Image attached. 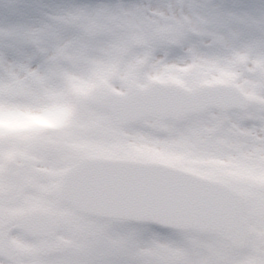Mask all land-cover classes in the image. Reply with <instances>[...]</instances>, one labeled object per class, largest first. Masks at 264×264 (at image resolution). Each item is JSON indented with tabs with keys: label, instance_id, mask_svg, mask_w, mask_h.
<instances>
[{
	"label": "rangeland",
	"instance_id": "obj_1",
	"mask_svg": "<svg viewBox=\"0 0 264 264\" xmlns=\"http://www.w3.org/2000/svg\"><path fill=\"white\" fill-rule=\"evenodd\" d=\"M38 6L42 14L53 0H0V21L21 3ZM151 0H82L75 14L61 18L64 27L45 37L53 48L49 66L22 67L18 72L0 71V96L10 92L20 100L27 89L47 72L48 86L73 97L76 111L64 126L46 123L53 129L52 151L44 158L53 168L38 165L41 177L54 176L58 187L61 172L70 162L85 156H104L154 161L223 182H234L247 201L246 218L255 236L248 249L234 251L224 234L159 232L149 225L92 219L66 210L68 227L80 240L85 254L107 256L136 264H262L261 237L264 236V70L249 72L237 84L252 100L247 113L207 111L181 120L147 119L135 126H116L105 104L110 94H124L159 79L187 87L177 73L186 70L172 63L147 65L140 73L132 45L142 37L136 31L145 23L144 9ZM184 5L188 0H165ZM90 5H95L89 13ZM103 35L104 40H85L80 35ZM2 61V57H0ZM141 62V61H140ZM139 62V63H140ZM3 64L0 62V70ZM227 71L216 65L198 73L202 83L209 72ZM4 75L7 83H3ZM119 80L122 87H116ZM224 82V81H222ZM231 182V183H232ZM233 185V184H232ZM234 186V185H233ZM52 187V188H53Z\"/></svg>",
	"mask_w": 264,
	"mask_h": 264
},
{
	"label": "clouds",
	"instance_id": "obj_2",
	"mask_svg": "<svg viewBox=\"0 0 264 264\" xmlns=\"http://www.w3.org/2000/svg\"><path fill=\"white\" fill-rule=\"evenodd\" d=\"M81 3L82 0H53L42 14L14 21L18 26L11 30L6 24L0 25V62L3 64L0 71L23 74L22 67L45 70L55 54L45 37L49 32L64 27L61 18L69 13L75 14ZM94 9L95 5H90L89 13ZM0 10L7 12L4 5H0ZM144 12L146 21L136 30L142 39L133 43V55L125 57V60L137 62V67L141 68L176 63L186 70L177 75L185 80L188 87L187 92L154 90L146 94L148 98H155L159 103H169L174 98L185 102L206 101L231 94V86L249 72L257 68L264 70V34L256 33L245 43L221 47L206 35L205 26L185 5L151 0ZM80 35L89 41L106 39L103 35L90 36L86 32ZM211 65L227 69L209 72L206 77L211 81H224L223 85L214 88L203 85L198 73ZM112 82L116 87L123 86L119 80ZM3 83H7L6 75ZM68 99L73 101L71 95ZM209 110L216 111L215 105L209 104ZM0 149L3 150L0 156V226L31 223L40 216L36 210L48 207L54 198L51 191L42 190L37 185L51 184L53 178L41 177L35 170L15 169L8 163L9 147L2 145ZM32 151L43 160L52 151V145L32 147ZM84 254L78 237L60 221L50 236L37 238L16 249L18 258L31 259L38 255L44 261Z\"/></svg>",
	"mask_w": 264,
	"mask_h": 264
},
{
	"label": "water",
	"instance_id": "obj_3",
	"mask_svg": "<svg viewBox=\"0 0 264 264\" xmlns=\"http://www.w3.org/2000/svg\"><path fill=\"white\" fill-rule=\"evenodd\" d=\"M217 86H211L214 88ZM186 92L172 84L153 83L148 90L108 98L117 124H135L153 116L181 118L209 108L246 110L248 102L235 87L229 95L206 101L174 98L159 103L154 90ZM61 201L96 217L150 223L169 229L223 232L236 250L249 246L252 233L244 220L245 201L225 186L160 164L90 160L63 179Z\"/></svg>",
	"mask_w": 264,
	"mask_h": 264
},
{
	"label": "snow or ice",
	"instance_id": "obj_4",
	"mask_svg": "<svg viewBox=\"0 0 264 264\" xmlns=\"http://www.w3.org/2000/svg\"><path fill=\"white\" fill-rule=\"evenodd\" d=\"M199 23L205 26L206 35L221 47L249 41L256 33L264 34V0H188L184 4ZM39 11L38 6L24 2L0 21L11 30L16 20L28 19ZM64 90L48 86L47 72L34 86L29 87L20 100L6 92L0 98V146L16 148L20 145L44 147L54 139L53 129L46 123L54 121L64 126L76 111L75 103ZM40 216L28 224L13 227L0 226V264H136L94 254L62 257L44 261L38 255L31 259L18 258L16 249L29 245L37 238L50 236L58 226V219L49 207L39 208Z\"/></svg>",
	"mask_w": 264,
	"mask_h": 264
},
{
	"label": "flooded vegetation",
	"instance_id": "obj_5",
	"mask_svg": "<svg viewBox=\"0 0 264 264\" xmlns=\"http://www.w3.org/2000/svg\"><path fill=\"white\" fill-rule=\"evenodd\" d=\"M2 155H3V150L0 149V156ZM7 157H8V163L18 170H23V171L35 170L37 173H39L38 171L40 167L45 168L47 172H50L51 169L53 168L51 161H48L44 164L43 162L44 159L42 160L38 156L34 155L32 151V147L28 145H24V147L9 148L7 152ZM39 162H42L40 167L38 165ZM37 187L42 190L51 191V184L48 185L38 184ZM52 194L54 196V190ZM48 207L51 209L52 213L55 216L62 217L63 219L66 210L69 209L65 205L59 203L56 204L54 202V198L49 202ZM262 260L264 264V255H262Z\"/></svg>",
	"mask_w": 264,
	"mask_h": 264
}]
</instances>
